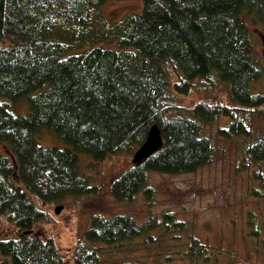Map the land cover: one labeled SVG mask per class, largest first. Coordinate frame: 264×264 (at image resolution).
Masks as SVG:
<instances>
[{
    "label": "trees",
    "instance_id": "obj_1",
    "mask_svg": "<svg viewBox=\"0 0 264 264\" xmlns=\"http://www.w3.org/2000/svg\"><path fill=\"white\" fill-rule=\"evenodd\" d=\"M106 1L0 0V142L9 148L0 152V217L17 228L0 239L3 264H67L56 240L36 227L51 216L49 204L99 192L80 173V152L96 160L135 153L152 126L160 127L163 147L110 186L122 204L141 193L151 200L153 173L189 174L212 164L218 147L206 127L222 118L230 121L218 134L251 139L247 155L264 163V135L254 134L248 117L264 113V92L254 88L264 80V65L242 17L246 9L264 24V0H144L142 13L116 23L103 12ZM217 84L226 87L230 103L203 100L186 109L176 102V95ZM24 98L28 115L10 110ZM44 128L72 148L41 145L36 134ZM255 178L261 188L255 194L264 199V170ZM163 217L185 225L173 211ZM160 225L130 213L95 214L70 264H106L105 247L122 250ZM254 226L251 234L264 247V221ZM210 248L193 238L187 256L202 264Z\"/></svg>",
    "mask_w": 264,
    "mask_h": 264
},
{
    "label": "rangeland",
    "instance_id": "obj_2",
    "mask_svg": "<svg viewBox=\"0 0 264 264\" xmlns=\"http://www.w3.org/2000/svg\"><path fill=\"white\" fill-rule=\"evenodd\" d=\"M144 6V0H107L102 9L106 17L116 23L127 13H142ZM242 17L252 32L254 55L258 63L264 65V24L255 21L254 15L246 9L242 11ZM104 45L116 47L115 44ZM78 52L80 50H73L70 54ZM254 88L264 92V80L254 82ZM175 97L176 102L186 109L203 100L231 102L228 90L219 84L211 88H197L188 96ZM10 110L18 115H28V99H22ZM248 117L254 134L264 135V113L249 114ZM229 121L222 118L206 127V134L216 140V160L195 173H153L151 184L155 192L151 200L141 193L133 203L122 204L111 195L112 182L134 164V153L122 151L103 160L78 153L81 175L87 177L90 184H97L99 192L49 204L47 210L51 216L47 221L40 222L36 231L46 239L53 237L67 264H70L73 247L83 240L95 214L112 217L130 213L140 223L156 219L161 225L150 233L152 237L146 235L139 238L122 250L105 247L102 259L106 264H121L127 259L141 264H192L187 252L193 238H199L211 247L210 258L204 259L202 264H264L261 239L251 234V225L259 227L264 221V199L255 194L257 189L261 190L255 172L264 170V163H256L247 155L246 145L251 139H228L218 134V129ZM36 136L43 146L72 148L49 129H41ZM8 151V145L0 142V152L6 154ZM60 205L63 209L57 213L56 208ZM166 211L175 212L185 225L166 224L163 217ZM16 234L15 224L6 216L0 217V239ZM5 260L0 251V263Z\"/></svg>",
    "mask_w": 264,
    "mask_h": 264
},
{
    "label": "water",
    "instance_id": "obj_3",
    "mask_svg": "<svg viewBox=\"0 0 264 264\" xmlns=\"http://www.w3.org/2000/svg\"><path fill=\"white\" fill-rule=\"evenodd\" d=\"M164 139L160 127L155 124L150 129L149 135L145 143L139 147L134 156V163H142L148 157L153 155L159 149L163 147ZM63 209V206H58L56 212L60 213Z\"/></svg>",
    "mask_w": 264,
    "mask_h": 264
},
{
    "label": "bare ground",
    "instance_id": "obj_4",
    "mask_svg": "<svg viewBox=\"0 0 264 264\" xmlns=\"http://www.w3.org/2000/svg\"><path fill=\"white\" fill-rule=\"evenodd\" d=\"M138 149H139V148H138ZM138 149H137V150H138ZM137 150H136V151H137ZM136 151H135V153H136ZM135 153H134V156H135Z\"/></svg>",
    "mask_w": 264,
    "mask_h": 264
}]
</instances>
